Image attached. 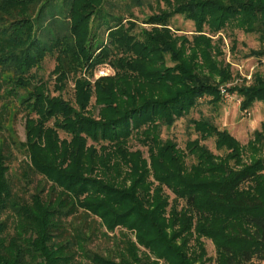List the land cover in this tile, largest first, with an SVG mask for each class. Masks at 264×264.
Listing matches in <instances>:
<instances>
[{"label":"trees","instance_id":"16d2710c","mask_svg":"<svg viewBox=\"0 0 264 264\" xmlns=\"http://www.w3.org/2000/svg\"><path fill=\"white\" fill-rule=\"evenodd\" d=\"M105 1L0 0V264H210L202 238L214 264L264 262V127L242 146L207 120L190 121L223 155L188 141L189 167L160 136L201 99L221 101L220 87L233 81L222 52L226 38L236 50L233 30L257 37L243 57L264 58V0H163L170 10L137 33L130 19L103 15ZM175 16L193 33L172 29ZM98 18L105 41L92 26ZM47 57L52 91L36 75ZM105 65L113 75L91 82ZM229 92L243 110L264 103V77ZM97 225L134 233L118 262L89 248Z\"/></svg>","mask_w":264,"mask_h":264},{"label":"rangeland","instance_id":"374dc122","mask_svg":"<svg viewBox=\"0 0 264 264\" xmlns=\"http://www.w3.org/2000/svg\"><path fill=\"white\" fill-rule=\"evenodd\" d=\"M140 2L141 6H135L133 0H106L102 6L101 13L103 15L111 14L130 19L131 22L137 24V28L135 29V32L137 33L139 28L149 29L148 26L141 23L146 17L156 14L161 10H170L167 5L164 4L163 0H140ZM129 7L130 10L127 11V8ZM102 20L103 19L100 20V18H98L92 26L98 34V38L105 41V27ZM171 27L174 30H178V34L190 35L194 30L192 22L186 21L180 16H175L171 20ZM231 36L237 42L236 50L234 52L230 50V39L226 38L223 40L222 52L225 64L230 66L233 81L220 87L221 101L213 106L208 103L207 98H203L187 116L177 120L172 127L163 128L161 131L160 136L162 140H173L177 144V148L184 153V161L187 167L195 163V159L192 156H189L186 151V143L188 141L199 139V144L205 146L214 155H223V152L215 149L214 138L209 137L208 139H200V135L194 131V127L190 121L207 120L212 126L217 128V130L228 132L242 146H245L252 138L254 131L260 130L264 127V103L255 102L252 107L243 110L241 107V98L236 92H229V89L234 88L236 85H241L243 82L246 85L250 84L251 77L254 73H259L264 77V58L255 59L252 57H243L250 50L258 48L259 43L257 37L244 34L239 30H233ZM216 38L217 37L214 39ZM54 65V59L47 57L38 71H36L37 77L47 83L50 91H52L54 84V76H52ZM109 75H113V70L107 65L102 66L95 71L91 82H94L100 77ZM72 92L73 83L69 80L61 95L64 99L70 100L72 99ZM51 94L53 96L58 95L56 92H52ZM94 113L96 115V112ZM14 130L19 140L21 142L25 141L24 121L21 116H18L15 121ZM59 136L61 139L67 138L62 132H59ZM130 147L133 151H141L143 156L145 158L147 157V150L141 145L136 144L133 141ZM15 158L17 161L12 163V169H17V164L19 163V160L22 159V156L20 154H15ZM164 194L167 196L169 204H171L174 195L166 188H164ZM95 228L96 237L93 239L89 248L114 259L116 262L119 261L120 251L125 246L126 238L135 243L134 233H130L125 229L117 228L113 233H110L106 232L103 226L97 225ZM201 241L206 250L207 257L212 259L210 264H214L215 248L213 243L206 238H202ZM137 247L141 254L144 249L138 245ZM151 260L156 259L152 257ZM158 263L164 264L161 260H159ZM260 264H264V262H261Z\"/></svg>","mask_w":264,"mask_h":264}]
</instances>
